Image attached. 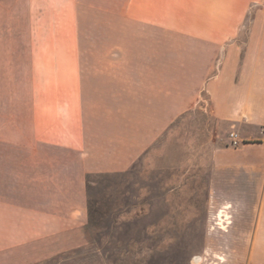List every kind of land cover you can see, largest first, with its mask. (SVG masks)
Listing matches in <instances>:
<instances>
[{
    "label": "crops",
    "instance_id": "0c3cea01",
    "mask_svg": "<svg viewBox=\"0 0 264 264\" xmlns=\"http://www.w3.org/2000/svg\"><path fill=\"white\" fill-rule=\"evenodd\" d=\"M84 18L88 31L106 33L92 49L127 44L138 50V66L177 72L152 79L139 68L121 84L110 78L117 93L108 87L107 110L144 114L138 127L156 130L144 144L206 104L234 129L237 143L229 137L212 151L209 203L228 219L224 241L244 240L233 230L252 199L253 227L243 256L223 249L215 264H264V0H0V264H34L83 245L70 229L20 240L19 226L35 214H78L83 225L85 173L130 162L129 140L122 167H100L84 144ZM116 33L125 42L116 44ZM118 118L130 127V118Z\"/></svg>",
    "mask_w": 264,
    "mask_h": 264
},
{
    "label": "rangeland",
    "instance_id": "374dc122",
    "mask_svg": "<svg viewBox=\"0 0 264 264\" xmlns=\"http://www.w3.org/2000/svg\"><path fill=\"white\" fill-rule=\"evenodd\" d=\"M92 20L95 23L96 18ZM90 25V18H84V144L92 151L100 167L108 166L112 160L122 167L123 164L118 160L126 150L123 143L126 144L129 140L131 150L130 162L123 168L91 172L105 175L102 178L93 177L97 181L93 184V191L97 193L96 206L100 209L109 207L114 212L121 210L116 216L118 222H129L145 216L143 221L148 225L145 228V241L139 246L142 248L140 256L136 257L139 260L148 257L151 252L148 248L153 252H169L175 262H181L183 255L189 253V264H215L219 259L216 253L227 248H236L243 256L249 249L246 238L253 227L255 200L247 203L245 222L238 223L233 230L234 234L244 238L236 242L222 239L221 234L225 231L228 219L223 220L222 216L219 218V211L211 208L209 203L212 151L218 145L226 143L234 129L229 123L214 118L208 111L209 105L200 101L205 102L207 109L196 107L180 114L155 139L144 144V138L148 139L156 131L138 127V116L143 118L144 114H115L107 110L108 87L109 92H115V82L111 79L116 77V83L121 84L119 77L123 74L130 76L139 68L142 73L146 71L147 76L152 79L154 74L161 73L163 77H170L177 72L165 66L163 70L147 64L138 66L137 59L133 57V52L138 50L127 44L125 48L116 47L114 50L106 46L98 50L92 49L95 41L101 44L106 33H92L87 30ZM121 34L116 33V44L125 42ZM92 57L99 60V63H91ZM162 83L166 86L169 84L168 81ZM111 102L117 104V99ZM120 115L130 118L128 129L122 128L123 123L118 118ZM146 119L148 122L154 120V114H146ZM113 143L116 145L113 146V152L106 153ZM154 194L160 196L152 198ZM78 216L77 214L71 220H64L35 214L33 218L31 216L32 224L19 226V239L70 229L73 230L72 236L81 233L82 244H85L88 238L85 229L88 221L87 197L83 225H80ZM1 228H4L3 232L6 231L5 226L1 225ZM131 249L136 251L138 247L132 245ZM48 258L50 257L42 258L34 264L43 263ZM22 259L24 258H19L20 264Z\"/></svg>",
    "mask_w": 264,
    "mask_h": 264
},
{
    "label": "trees",
    "instance_id": "16d2710c",
    "mask_svg": "<svg viewBox=\"0 0 264 264\" xmlns=\"http://www.w3.org/2000/svg\"><path fill=\"white\" fill-rule=\"evenodd\" d=\"M94 176L105 177L100 172H87L84 175L88 212L85 225L88 233L86 243L54 255L39 264H189V253L183 255L181 262H175L169 252H153L148 247L151 251L148 257L145 256L144 260L136 258L141 253L140 243L145 241L146 237L145 228L148 223L143 221L145 216L129 222H118L116 216L121 210L114 212L109 207L98 208L95 204L97 193L93 191V184L97 182L93 179ZM159 196L160 194H154L152 198ZM132 245H137L138 249L133 251Z\"/></svg>",
    "mask_w": 264,
    "mask_h": 264
},
{
    "label": "built area",
    "instance_id": "2783aa9c",
    "mask_svg": "<svg viewBox=\"0 0 264 264\" xmlns=\"http://www.w3.org/2000/svg\"><path fill=\"white\" fill-rule=\"evenodd\" d=\"M230 138H231V143L235 145L237 143V135H236V133L230 132Z\"/></svg>",
    "mask_w": 264,
    "mask_h": 264
}]
</instances>
